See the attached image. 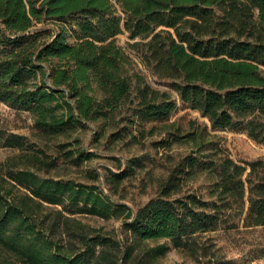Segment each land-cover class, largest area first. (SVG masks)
Returning <instances> with one entry per match:
<instances>
[{
	"label": "trees",
	"instance_id": "1",
	"mask_svg": "<svg viewBox=\"0 0 264 264\" xmlns=\"http://www.w3.org/2000/svg\"><path fill=\"white\" fill-rule=\"evenodd\" d=\"M126 49L213 128L264 143V0H0V102L28 112L46 134L128 112V123L166 121L176 99L151 86ZM25 144L0 129V146ZM220 152L199 143L135 210L95 185L28 166L0 170V264H143L141 241L162 240L146 252L155 257L171 246L193 249L232 215L264 225V160L243 164ZM198 173L212 177L207 198L183 191ZM124 175H106L113 192ZM74 213L122 219L130 242L86 230Z\"/></svg>",
	"mask_w": 264,
	"mask_h": 264
},
{
	"label": "rangeland",
	"instance_id": "2",
	"mask_svg": "<svg viewBox=\"0 0 264 264\" xmlns=\"http://www.w3.org/2000/svg\"><path fill=\"white\" fill-rule=\"evenodd\" d=\"M68 40H73L71 34ZM127 41L131 40L125 33L117 35L119 45L125 47ZM127 52L136 70L151 86L170 92L176 99V106L166 121L143 125L137 121L128 123V112L107 120L82 121L83 124L63 134H46L36 128L28 112L0 102V129L6 134L23 135L26 141L21 148L0 146V170L28 166L41 177L95 185L115 204H126L135 210L157 194L159 183L201 142H212L220 148L221 154L243 164L264 160V143L254 141L240 129L213 128L207 117L178 99L168 86V79L152 75L138 56ZM195 130L193 139L189 134ZM174 133L178 136L176 139ZM201 152L210 151L206 148ZM109 171L125 172L115 192L105 181ZM211 182L210 175L198 173L187 177L183 191L197 190L207 198L205 190ZM70 215L90 232L98 229L121 242H130L120 218L105 219L85 213ZM243 216L232 215L215 230L198 235L193 249L171 246L163 254L149 257L147 250L162 240L135 243L136 258L143 264H216L217 260L231 264H264V225L247 226ZM127 264H136V259Z\"/></svg>",
	"mask_w": 264,
	"mask_h": 264
}]
</instances>
